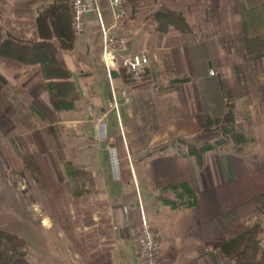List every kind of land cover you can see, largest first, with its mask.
<instances>
[{"label": "crops", "instance_id": "0c3cea01", "mask_svg": "<svg viewBox=\"0 0 264 264\" xmlns=\"http://www.w3.org/2000/svg\"><path fill=\"white\" fill-rule=\"evenodd\" d=\"M70 3L40 1L28 40L9 31L1 30L0 34H11L28 43L36 39L37 19L55 14L67 15L72 30ZM101 7L110 25L107 0H101ZM143 35H134L130 52L141 50L152 57L142 77L148 82L130 88L133 100L141 92L156 96L160 117L150 126L147 122L137 125L133 107L126 127L121 111L108 112L113 102L105 96L106 83L111 84L112 97L114 93L120 96L125 84L120 73L117 79L108 76L95 12L87 15V29L77 36L73 49H60L58 54L80 94L74 110L57 111L53 107L40 67L14 70L0 62L5 88H15L12 98L0 86V231L30 243L37 254L31 264H44L41 258L46 264H98L104 255L110 264H139L137 244L145 220L157 235L159 264H217L224 261L221 246L261 215L258 200L264 196V92H252L251 96L235 76L234 64L225 63L231 56L218 42L208 40L168 49L159 36L156 44L152 34ZM140 41L143 43L139 45ZM53 42L60 46L57 39ZM211 70L225 73L212 76ZM161 76L167 80L156 79ZM170 76L188 81L171 93L155 94L154 89L161 91L169 85ZM19 86L22 90L17 89ZM249 96L253 101L248 102ZM229 105L234 106L236 131L253 133L257 144L247 154L244 150L233 154L219 147L204 155L201 167L197 158L188 154L189 146L214 144L216 138L207 137L217 131L205 132L203 125L208 130V122L201 124L199 116L223 119ZM23 126L31 136L29 149L41 155L51 182L67 179L66 163L92 176V207L82 198L70 202L69 207L75 223L70 233L79 232V250H70L65 242L57 245L53 225L45 224V220L31 227L32 235L25 234L23 216L38 212L37 205L25 203L23 186H9L6 156L9 150L18 153L11 137L22 136ZM28 263V259L20 258L13 264Z\"/></svg>", "mask_w": 264, "mask_h": 264}, {"label": "rangeland", "instance_id": "374dc122", "mask_svg": "<svg viewBox=\"0 0 264 264\" xmlns=\"http://www.w3.org/2000/svg\"><path fill=\"white\" fill-rule=\"evenodd\" d=\"M40 1L42 0H0V31L4 30L9 31L11 33H16L18 36L27 40L32 38L31 35H33V18L35 16V9L37 8V5L38 3H40ZM161 7H169L176 11H182L192 23V25L195 27L197 35L184 38L174 33L168 34L166 36L158 34V32L156 31L157 23L154 19V14ZM127 10L128 24L126 32L130 38V49L134 44V35L138 36L140 34H146V37L149 36L148 34H152V41H154V43L156 44L159 42L157 40H159L158 38L160 37L161 40H163H160V43L166 45L168 49L174 47L187 46L189 44L197 42H206L208 40H213L222 44V40H224L226 44L224 48L227 51V56H231L226 57L227 60L225 61V63L228 65H231L232 63L234 64L235 69L237 70L236 72L235 70L233 71L235 73V76L239 79L242 84L245 85V88H247V91L251 94V96L257 91L263 94L264 58L259 61L253 62L246 57L242 44L243 35L241 27L239 0H137L136 7H132L130 4L127 3ZM130 30L133 33H131ZM142 43L143 42L140 41L139 45ZM130 53L147 55L150 60L148 67L150 66L152 57L150 58V55H148L147 52L137 50V52ZM115 70L116 72L121 74L125 86L121 85L122 87L120 88V96H117V103H119L118 108L113 105L109 108L108 112H114L117 114L118 111H121L123 125L124 127H126L128 125L127 116L129 109H132L133 107L135 108V110H137L135 111L137 125H139L140 122L141 124L139 126H144V123L146 122L148 123V126H150L151 124H157V122L159 121L160 114L157 109L158 101L156 99V96L151 93L147 95L148 91L145 93L141 92L139 95H137L138 97L133 100L134 96L131 91L132 88H130V86L132 85L137 86L142 81L147 80V78H142L146 74V71L140 79H137L133 77L130 73L126 72V69L119 68V70ZM219 73L220 75H224L225 72L223 73L220 71ZM219 73L218 71H215V76L219 75ZM156 79L167 80L166 77L164 78L163 76L157 77ZM180 79L181 78L170 76L168 84H170L172 80ZM145 82H148V80ZM0 84V86H4L2 87L5 89L4 93L7 91L9 94L8 97H11L12 95L13 98V95L15 94L13 91L14 87L5 88V82L2 81L1 78ZM17 89L22 90V86L17 87ZM154 91L155 94H158V92H160L161 94H167L156 89H154ZM23 92L24 99H29V96H26L25 91ZM123 92H127V95L124 96ZM251 96H249L248 102L250 100L253 101V97ZM21 97L18 96V98ZM127 98L130 99L129 102L126 101ZM88 110L90 111L89 106ZM117 117L115 115L116 119ZM246 125V123L243 124V129L245 130V132H247ZM116 126L120 125L116 123ZM24 130V135H13V137H11L13 143L17 145L18 153L15 152V149H13L11 151L9 150L6 153V156L10 167V170L8 172L9 186H12L14 188L16 186H23L25 203H27L28 205H37L36 210L38 212H35L34 215L28 213L23 216L25 234L32 235L33 232L31 227H37L40 221L42 222L45 220V224L52 223L53 225V229L56 232L57 245L61 244L60 242H65L67 243L70 250H79V248H81V241L78 235L79 232L70 233V229L75 224L70 214V202L75 203L74 200H79L80 198H82L86 201H89V206L92 207V205H90V198L94 193V187L91 188V184L89 183L88 179L83 180V183L80 185L81 188H83V190L85 191H91V193L89 195H84L80 198H75L73 196L71 184L68 178H63V180L59 181V183H49L47 182L48 178L44 177L45 168L43 166H40L42 176L38 178V183L37 180H35V178H33L32 175L26 170V167L23 164V159L25 158L27 153L35 152L34 150L29 149V146L32 141L31 136L26 135V127H24ZM244 136L249 139V142L242 149H236L233 143L230 142L226 145L220 146L222 148L221 150H231L230 153L233 154H237L242 150H244V153L246 154L251 153L253 147L257 144V141L254 140L253 133L252 135ZM209 137L216 138L213 140V143L215 144L221 138V135L217 130L216 134L208 136L207 138ZM204 139H206V136L205 138H203V140ZM21 155L23 158H21ZM76 168L79 169L78 167ZM174 198L177 197L175 196ZM77 210L79 211V209ZM252 220L260 221L263 224L264 229V216L262 214L259 215L257 219L254 218ZM75 222L79 223L80 217L77 218ZM244 230L242 231L244 232ZM8 234L11 235V233ZM261 240L262 247L264 248V232L261 236ZM25 241L27 242L29 247V255L26 257V259L29 260L28 264H31L33 255L35 256L37 254L35 253V251L32 250L30 243L27 240ZM69 243H71L72 248L70 247ZM41 259L43 260V263L46 264V261L43 258ZM219 261H217L216 263H224V261Z\"/></svg>", "mask_w": 264, "mask_h": 264}, {"label": "trees", "instance_id": "16d2710c", "mask_svg": "<svg viewBox=\"0 0 264 264\" xmlns=\"http://www.w3.org/2000/svg\"><path fill=\"white\" fill-rule=\"evenodd\" d=\"M136 2L137 0H126V4H130L132 7H136ZM239 6L242 44L246 57L253 62L259 61L264 58V0H239ZM154 19L157 23L158 34L166 36L174 33L184 38L197 35L195 27L182 11L161 7L155 12ZM37 21L36 39L28 43L11 34H0V62L7 67H13L14 70L23 67H40L47 82L53 107L57 111L74 110L80 99V94L72 80L71 73L59 59L58 54L60 49L72 50L77 36L73 29L70 30L67 15L64 17L55 14L53 18L51 15H44L40 16ZM55 39L58 40L60 46L53 42ZM222 44L226 46L224 40H222ZM187 81V79L172 80L168 86L161 89V92L171 93L177 89L180 83ZM199 120L201 124L202 121L208 122V130L207 126L203 125L205 132L218 130L221 134V138L215 144L189 146L188 154L196 157L201 167L206 153L216 151L220 146L230 142L235 147H245L249 142L246 136L236 131L233 105H229L228 112L223 119L212 120L207 116H199ZM23 164L38 183V178L42 176L40 166H43L45 168L44 177L48 178L47 182H51L49 171L38 152H28L23 159ZM65 172L75 198L91 193V191L83 190L80 186L83 180L88 179L91 188L94 187L92 176L88 172L77 169L72 163H66ZM258 205L264 216V196L258 200ZM263 232V224L260 221L250 220L244 232L221 246L220 249L224 257L223 264H264V248L261 240ZM28 248L24 239L0 231V264H13L17 259L26 258ZM107 259L108 255L102 256L98 264H110Z\"/></svg>", "mask_w": 264, "mask_h": 264}, {"label": "built area", "instance_id": "2783aa9c", "mask_svg": "<svg viewBox=\"0 0 264 264\" xmlns=\"http://www.w3.org/2000/svg\"><path fill=\"white\" fill-rule=\"evenodd\" d=\"M72 13V28L76 36H82L87 29V15L95 12L101 27L102 44L104 47V62L110 79L115 69H126L133 77L140 79L149 65V58L145 54L130 53V38L126 32L128 24V10L126 0H107L112 14V23L105 21L101 0H70ZM215 76L213 70L210 71ZM126 96L127 92H123ZM130 101L129 98L126 99ZM113 105L118 108L117 95L112 97ZM137 251L139 264H159V243L153 226L143 223L138 237ZM190 264V263H186Z\"/></svg>", "mask_w": 264, "mask_h": 264}, {"label": "water", "instance_id": "95a60500", "mask_svg": "<svg viewBox=\"0 0 264 264\" xmlns=\"http://www.w3.org/2000/svg\"><path fill=\"white\" fill-rule=\"evenodd\" d=\"M111 77H112V79H117V78H119V73H117L116 71H112L111 72ZM105 96L110 101H112L111 84L109 82H107L106 85H105Z\"/></svg>", "mask_w": 264, "mask_h": 264}]
</instances>
